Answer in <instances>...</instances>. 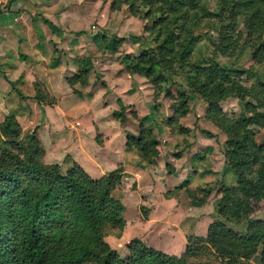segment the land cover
<instances>
[{"label":"trees","instance_id":"1","mask_svg":"<svg viewBox=\"0 0 264 264\" xmlns=\"http://www.w3.org/2000/svg\"><path fill=\"white\" fill-rule=\"evenodd\" d=\"M111 1L112 6L126 3L130 12L141 10L142 17L151 18L158 43L127 62L153 83L165 80L160 64H187L199 38L195 30L204 21L220 23L218 40L211 41L214 51L232 55L243 36L236 27V19L242 16L250 56L264 61V0ZM211 1L219 8L212 7ZM190 66L187 84L207 99L205 117L227 136L224 156L235 173V183L220 186L217 209L224 219L212 220L205 236L188 235L180 255L133 238L127 256L122 257L104 239L125 224L124 205L112 194L122 179V166L100 177L91 176L79 163L62 172L58 164L42 162L43 148L34 131L29 134L32 145L16 141L15 123L7 115L0 122V264H187L185 256L198 242L213 248L221 259L250 258L259 250V262L264 264V223L249 221L244 233L226 223L248 214L252 200L264 199V140L255 139L257 127H264V81L245 85L241 71L235 76L214 59ZM229 95L243 98L244 109L236 115H227L218 103ZM114 114L122 118L120 111ZM4 130L9 139L4 138ZM126 134L127 145L148 161L157 156L158 140L151 127L140 125L139 133Z\"/></svg>","mask_w":264,"mask_h":264},{"label":"rangeland","instance_id":"2","mask_svg":"<svg viewBox=\"0 0 264 264\" xmlns=\"http://www.w3.org/2000/svg\"><path fill=\"white\" fill-rule=\"evenodd\" d=\"M76 1H79L82 9L86 8V10H79L78 12V14L82 15L85 22L82 25V29L75 31V33L81 34L84 39L88 40L86 50H81L80 54L74 53L75 56H72V58L79 56L80 61L75 71L78 76H71L76 78L71 84L78 80L81 81L80 84L86 83L85 95L82 93L81 96L90 97L94 84L89 85V83L97 80L95 90L101 89L97 97L98 105H96V109H91L89 112L87 110L83 111L82 107L76 108L72 115L73 124H77L76 128L69 126L70 124L68 125L67 123L55 126L58 136L61 133L62 135H67L63 143L54 144L56 146L59 144L64 146L60 157L53 149L50 150L52 143L49 144V141L51 142L52 140H49L48 135L51 131L48 126L39 127L40 123L21 124L15 114H12L17 130L15 138L22 145H32L33 140L29 143V134L34 131L43 148L42 162L58 164L62 172L77 163L76 160L82 159L81 155L83 153L86 154V152L98 154V168L93 165L91 169V176L93 177L102 176V171H106L109 167L114 168L118 160L122 158H128V161L135 165H132V172H137L140 184L131 178L133 176L132 173H128L125 170L123 178L112 190L114 197L121 200L124 205V227L120 232L107 233L104 237L106 243L112 249L120 256L125 257L128 254V244L133 238L140 239L143 236L147 238L150 235L147 230L148 227H145L144 218L148 216L151 209L150 204L143 202L142 198L145 192L149 190L146 178H144L146 170H140V167L134 163V161H138L135 157L131 159L130 156H127L125 150L128 149L129 145L123 144L124 136H127L126 133L137 134L139 133L140 125H144V122L150 123L153 120L151 125L154 129L152 131L156 139L157 137L159 139H157V149L158 153L161 154H157V158H153V161L151 160V163L154 162L153 166H151L152 170H157L161 156L167 153L176 152L177 158H181L179 163L180 161L185 163L191 154H199L201 149L207 147L210 151L212 164L220 165L221 159L216 160V156L221 157L223 152L222 141L225 142L226 147L227 136L217 125L209 121V119L207 121L205 117V111L208 106L207 99L187 84L186 75L192 71L190 65L192 63H208L211 59H214L231 69V74L235 76H237V70L241 71L240 78L242 83L250 85L264 81V61L253 60L250 56L249 39L246 36L242 16L236 19V27L243 32V36L232 55H221L214 51L211 41L218 40L219 28L217 27L220 23L216 26L215 24L217 23L208 25V22L204 21L199 23L195 30L199 38L193 44L187 64L180 65L175 63L171 66L160 64L159 70L165 76V80L160 83H153L129 68L130 66L127 62L130 57H135L142 49L151 50L158 43L155 33L151 30V18L142 17L140 15L141 10L137 13L130 12L126 3H119V6H117V2L112 6L111 0H95L94 2L87 0L86 3L85 0H70L69 9L77 8V5H75ZM211 6L219 8L218 4L213 1H211ZM54 15L59 16L60 14ZM228 21L229 16L225 15L223 22L227 23ZM46 23L49 24V22ZM95 33L97 34V43L95 42ZM59 51L57 50L58 53ZM126 55L128 58H126ZM113 78L116 81L115 87L118 90H114L109 84L113 81ZM127 91L131 92L128 94L126 93ZM74 92L78 94L79 91L74 90ZM40 96L44 102L50 100V97L43 92ZM246 98L248 99V97ZM218 103L227 115H236L244 109L243 98L237 95L226 96L220 99ZM91 107H94V104H91ZM92 110L96 111L94 116ZM114 110L120 111L122 118L118 115L116 116ZM261 110L264 111V106L261 107ZM181 111H184V114ZM91 116L98 120L97 125H90ZM7 130L3 131L5 139H9L6 134ZM257 130L255 139L257 141L264 140V127H257ZM42 131L46 142L41 138ZM50 137L52 138L53 135ZM75 139H77L79 147L76 146ZM207 139H209L210 143L207 142ZM45 144L50 146V155L56 161L50 157H45ZM160 144H164L170 150H162ZM131 149L135 150L133 146ZM204 158V156H194L189 161L188 165L190 167L187 176L190 180H197L196 170L199 167L205 168L207 166L208 161ZM146 163L148 165L150 161H146ZM170 167L174 169L175 166L170 165ZM225 171L228 172L229 176L223 180L228 182L231 175L233 177L235 173L230 164H226ZM161 172L165 173V168H161ZM171 172L173 171L171 170ZM179 181L181 183L185 182L184 179ZM222 183V181H216L212 185L205 184L196 188L188 187L186 189L187 198L180 193L181 196L177 198V206L182 208L185 203L188 206L194 205L191 202H195L196 205L205 204L208 207L205 215L209 216L210 219H224L217 209ZM218 186L219 189L217 188ZM155 192L159 195V190L155 189ZM163 208L165 211H170L171 206L168 205ZM188 208L191 213L198 211L196 206L187 207L186 209L188 210ZM155 209L157 216L151 225L156 227L157 231L164 229V227L170 229V227L175 226L177 228V224L183 231H191L196 223V220L187 214L186 209H177V215L169 217L168 222L161 219L160 213L163 209L161 207L157 208V205ZM249 221L264 223V199L252 200L251 210L248 214L238 219L230 218L226 220V223L237 232L244 233L247 232ZM200 228L203 230L204 224H201ZM144 242L148 243V240ZM169 245L170 252H179L173 243H169ZM154 247L168 250L167 247H163L158 243H155ZM185 258L187 264H261L259 262V250L250 258L221 259L213 248L199 242L191 246Z\"/></svg>","mask_w":264,"mask_h":264},{"label":"crops","instance_id":"3","mask_svg":"<svg viewBox=\"0 0 264 264\" xmlns=\"http://www.w3.org/2000/svg\"><path fill=\"white\" fill-rule=\"evenodd\" d=\"M86 1L87 0H85V3ZM89 1L94 2L95 0ZM7 2L8 0H0V8L2 9L0 11V122L3 121L7 115L15 114L21 124L40 123L39 127L48 126V129L51 131L48 135L50 138L49 140H52L51 142L49 141V144L52 143V147L45 144V157L52 158L50 155L51 149L60 157L62 156V149L64 146L60 144L56 146L54 144L58 142L63 143L67 135L65 136V134L62 135L61 133V135L58 136L55 131V126L67 123L68 125L70 124L69 126H74V128H76L77 124H73L72 120V115L76 108L79 109L82 107V110H87V112L91 109H96V105H98L97 97L101 91L100 88L95 90L96 80V82L89 83V85L94 84V89L90 97H82V93L85 95L86 92V83L80 84L81 81L78 80L71 84L68 81L69 77L77 74L75 71L80 61L78 58L79 56L73 58L72 56H75L74 53L80 54V51L86 50L87 47L88 39H84L81 34L75 33V31H80V29H82V25L85 22L82 15L78 14V12L79 10L85 11L86 8L82 9L80 2L76 1L75 5H77V8L69 9L68 5L70 0H13L8 6ZM66 3L68 4L66 5ZM74 9L76 10L74 11ZM54 14L60 15L55 16ZM46 22H49V24ZM96 35L95 33L94 37L97 43L98 39H96ZM88 43L91 45L89 41ZM57 50H60L59 53ZM101 79H103V77H101ZM109 84H111L110 86L114 90H118L115 87L116 81L114 78ZM38 89H40V91H38ZM74 90L79 91L78 94H76ZM42 92L48 95L52 101L49 100L48 102H44V100L40 98ZM130 92L127 91L126 93L129 94ZM37 95L40 97H36ZM91 104H94V107H91ZM92 111L94 112V116L96 111ZM97 121L95 117L91 116L89 123L91 126H94L97 125ZM152 122L153 120H151L150 123L144 122V126L150 124L148 126L153 130L154 128L151 125ZM52 126H54V128H52ZM52 135L53 137L51 138L50 136ZM41 138L46 142L43 131L41 132ZM124 138L123 144L127 145V136L125 135ZM74 141L77 143L76 146L79 147L77 139ZM207 142L210 143L209 139H207ZM224 143L225 142L222 141L223 152L221 157L219 158V156H216V160L221 159V164L218 166H216L215 163L212 164L210 151L207 147L201 149L199 154H191L190 158H188L185 163L182 161L179 163L181 158H177L176 152L172 151L173 153L170 152L171 154L167 153L164 155L165 157L161 156V161L158 162L159 165L157 170H152L151 168L154 162L151 163L150 161V163L146 165V161L148 160L142 156L140 151L135 147V150L131 149V146L127 145L128 149L125 150L127 156H130L131 159L135 157L138 161H134V163L140 167V170H146V172H144L146 174L144 178H146L149 186V190H147L142 197L143 202L149 203L151 206L148 216L144 218L145 227H148L147 230L150 235H148L147 238H144V236L140 237L143 242L148 240V243L144 242L145 244L154 247L155 243H158L168 248V250L162 248H160V250L162 249V251L169 254L180 255L185 251L188 235L205 236L208 224L214 219H219H210L209 216L205 215L208 211V207L205 204L196 205L195 202H191L194 205L188 206L185 203L183 204L184 206L180 208L177 206V198L181 196L180 193L184 194L185 198H187L188 193L186 189H188V187L196 188L205 184L212 185L216 181H222V184H231L235 182V176L232 177V175L228 182L223 180L225 177L229 176L227 174L228 172L225 171L226 164L229 163L226 162L224 156ZM160 146L162 150H170V148L166 147L164 144H160ZM161 149L160 151H162ZM160 154L161 153H158V155ZM81 156L83 158L76 160V162L91 175L93 165L95 168H98V154L95 152H86V154L83 153ZM157 156H155L154 159L157 158ZM194 156H204L208 164L205 168L199 167L196 170L197 180H190L187 176L190 167L188 164ZM119 165L123 168V174L125 170L128 173H132L133 176L131 178L140 184V182H138L139 175H137L136 171L132 172V165L134 164L129 162L128 158L118 160L114 168ZM170 165L175 166L174 169H172ZM114 168L109 167L106 171H102L101 174ZM161 168H165V173L161 172ZM171 170L175 173L174 175ZM183 179L185 182L187 181V183H181V181H179ZM219 186L217 187L218 189ZM155 189L159 190V195L155 192ZM156 205L157 208L161 207L163 209L161 210L160 216L163 221L167 222L169 221V217L177 215V209H186L187 207L192 208V206H196L198 211L195 213L189 212V208L188 210L186 209L187 214L191 215L193 219L196 220L194 227H192L191 231H183L179 224H177V228H175V226L170 227V229L164 227L162 230L159 229L160 231L158 230V232L156 227L151 225V223L156 220ZM168 205L171 206L170 211H165L163 207H167ZM201 224H204L203 230L200 228ZM169 243H173L179 252H170ZM157 249H159V247H157Z\"/></svg>","mask_w":264,"mask_h":264}]
</instances>
